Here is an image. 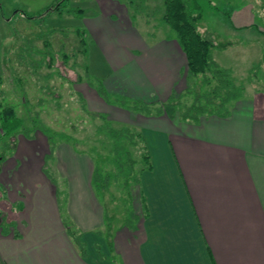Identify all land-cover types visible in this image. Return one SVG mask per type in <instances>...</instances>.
<instances>
[{"label": "crops", "instance_id": "1", "mask_svg": "<svg viewBox=\"0 0 264 264\" xmlns=\"http://www.w3.org/2000/svg\"><path fill=\"white\" fill-rule=\"evenodd\" d=\"M70 6L88 11L70 25L86 30L88 70L107 91L159 105L194 84L178 38L149 43L119 0ZM215 44L214 62L245 83L229 115L193 122L170 118L171 107L150 116L114 107L117 123L143 133L150 156L131 196L134 224L117 226L120 189L98 197L87 150L56 146L50 161L62 191L45 174L48 139L10 137L14 153L0 158V264H264V86L250 81L264 53Z\"/></svg>", "mask_w": 264, "mask_h": 264}, {"label": "rangeland", "instance_id": "2", "mask_svg": "<svg viewBox=\"0 0 264 264\" xmlns=\"http://www.w3.org/2000/svg\"><path fill=\"white\" fill-rule=\"evenodd\" d=\"M88 1L70 0V5ZM119 1L127 6L134 26L149 43H160L175 36L174 31L162 21L165 0ZM57 2L0 0V78L1 89L6 93L3 107L15 109L27 129L33 128V119L34 124L42 127L44 134L53 142L71 140L72 144L77 143L78 149L88 151L94 164L114 168L108 152L115 149L116 136L111 134L112 129H120L122 125L117 121V124L106 125L101 118L88 114L95 113L100 106L97 80L101 77L96 70L89 71V76L86 74L85 68H89L93 60L89 53L82 54L84 48L77 30L87 32L83 26L70 25L72 20H81L85 16L75 12L69 13L71 17L63 16V19L56 12L46 16L48 9ZM81 6L85 7L84 4ZM198 6L202 13L200 31L219 46L232 43L248 48L249 44L250 48L262 49L264 53V0H199ZM42 14H45L44 19L40 18ZM236 26L243 28L236 30ZM51 60L52 66H49ZM251 73L250 81L261 89L264 86V61L255 64ZM80 77L83 79L81 83ZM108 93L111 104H103L104 111L96 112L114 119V107H122L115 101V95ZM98 127L101 131L97 130ZM42 134L39 131L38 135ZM66 141L60 144H68ZM12 144L10 136L0 141V158L13 155ZM90 147L94 151L89 150ZM99 156L102 157L97 159ZM47 163L48 167L53 163L47 170L50 178L62 191L65 190L66 181L60 178L56 164L50 159ZM120 179L118 185H132V180L123 176ZM59 192L64 203L65 196ZM127 193L123 191V196L118 198L116 221L119 228L137 221L134 215L138 213H133L131 197ZM3 206L8 208L7 204Z\"/></svg>", "mask_w": 264, "mask_h": 264}, {"label": "trees", "instance_id": "3", "mask_svg": "<svg viewBox=\"0 0 264 264\" xmlns=\"http://www.w3.org/2000/svg\"><path fill=\"white\" fill-rule=\"evenodd\" d=\"M198 1L199 0H165V11L162 16V21L174 31L175 36L181 44L187 59L188 72L195 79L192 87H189L182 96L172 98L167 103H160L159 105L146 104L143 101H135L115 95V101L122 107L121 109L130 114L150 116V114L160 115L164 113L165 108L171 107L175 112L171 114L170 118L174 119L176 114H178L182 121L198 122L200 118L204 116L229 115V108L242 98L245 91V83L234 79L230 70L223 69L217 65L212 58V52L216 44L212 38H209L200 31L202 13L198 6ZM69 5L70 0H58L57 4L48 9L46 16L54 12L60 15V19H63V16L71 17V14H69L70 12L85 16L86 10L78 7L76 10H72L74 7H69ZM44 15L45 14L40 15V18L44 19ZM77 32L78 37L81 39L80 43L84 48L82 54L87 55L86 33L82 31V29H78ZM52 63L51 60L49 66H52ZM85 69L86 74L89 76L88 68L86 67ZM82 81L83 79L80 77L79 82L81 83ZM97 81L100 86L97 92L100 96V102L111 104L108 100L109 93L104 87L103 82L100 80ZM1 85L2 79L0 78V141L6 136L11 137L18 133H22L31 141L35 139L40 131L43 133L42 135L48 139L50 144V155L46 158L47 167V160L53 157L56 146L66 140H60L58 143L53 142L49 136L44 134L42 127L34 124L33 119V128L31 130L27 129L24 123L18 118L15 109L3 107L6 93L1 89ZM95 96L98 97L96 94ZM22 101L24 103L27 102V100L25 102V99H22ZM84 110L86 111L87 109L85 108ZM96 111L93 114L88 111V114L92 115L93 118H101L106 125H111L113 123L117 124L114 119L109 118V116L106 117ZM121 127L122 128L117 130L112 129L111 134L116 136V141H114L115 149L108 152L110 153L109 158L112 159L114 168L101 167L99 164H95L93 186L100 198L104 190L114 194V188L117 190L120 189L122 192H128L127 194L131 197L133 190L134 192L136 191L142 173L151 168L150 156L146 151L143 133L129 125L123 124ZM97 130L101 131V127H98ZM66 142L77 151L82 153L86 151L78 149V147H76L77 143L74 145L71 140ZM89 150L94 151L92 147H90ZM101 157L102 156H99L97 159ZM49 168L50 167H48V169ZM48 169L45 168V174L50 178L47 171ZM122 176L126 180H132V185H118V181H121L120 177ZM130 188H132V190H130ZM70 226L71 225H69V227ZM71 228L72 227H70V229ZM76 242L80 244V237H76Z\"/></svg>", "mask_w": 264, "mask_h": 264}]
</instances>
